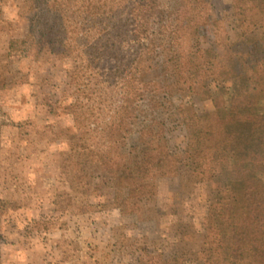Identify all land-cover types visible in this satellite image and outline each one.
I'll return each mask as SVG.
<instances>
[{
	"label": "trees",
	"instance_id": "obj_1",
	"mask_svg": "<svg viewBox=\"0 0 264 264\" xmlns=\"http://www.w3.org/2000/svg\"><path fill=\"white\" fill-rule=\"evenodd\" d=\"M12 1L27 32L9 52L73 59L62 165L76 213H153V183L207 184L217 197L201 231L179 234L200 235L190 261L264 264V0H231L233 37L211 0ZM129 248L140 264H166Z\"/></svg>",
	"mask_w": 264,
	"mask_h": 264
},
{
	"label": "rangeland",
	"instance_id": "obj_2",
	"mask_svg": "<svg viewBox=\"0 0 264 264\" xmlns=\"http://www.w3.org/2000/svg\"><path fill=\"white\" fill-rule=\"evenodd\" d=\"M211 1L214 17L233 37L232 1ZM16 8L17 2L0 0V264H140L131 245L147 246L166 264H197L186 253L198 247L200 235L185 244L179 234L188 225L201 231L217 197L207 184L183 188L179 178L153 183V213H76L62 165L73 132V59L46 50L9 52L27 32L25 11ZM196 108L211 107L197 102ZM180 132L169 135L171 144H180ZM262 163L258 177L264 182ZM120 234L131 241L125 244Z\"/></svg>",
	"mask_w": 264,
	"mask_h": 264
}]
</instances>
